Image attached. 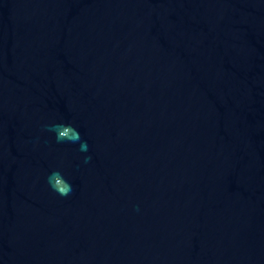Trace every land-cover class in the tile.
Returning <instances> with one entry per match:
<instances>
[{"label":"water","instance_id":"obj_1","mask_svg":"<svg viewBox=\"0 0 264 264\" xmlns=\"http://www.w3.org/2000/svg\"><path fill=\"white\" fill-rule=\"evenodd\" d=\"M0 264H264V0H0Z\"/></svg>","mask_w":264,"mask_h":264},{"label":"clouds","instance_id":"obj_2","mask_svg":"<svg viewBox=\"0 0 264 264\" xmlns=\"http://www.w3.org/2000/svg\"><path fill=\"white\" fill-rule=\"evenodd\" d=\"M52 131L56 133V139L57 141H63L65 139L70 140L71 142H77L80 141V134L78 131H76L77 135L75 137H72L68 135L67 131H65L66 128H69L70 126L65 125H48ZM80 150L86 152L88 150V143L87 141L80 142ZM91 160V156H85L84 162L87 163ZM53 175L55 176V182H53ZM47 181L49 186L54 190L57 191L62 196H67L72 192V185L70 182H68L66 179L63 178L62 174L60 172H53L47 177ZM137 211H139V208L137 207Z\"/></svg>","mask_w":264,"mask_h":264}]
</instances>
